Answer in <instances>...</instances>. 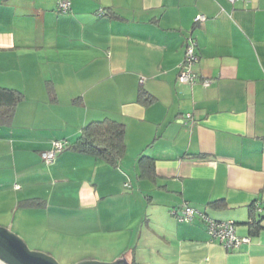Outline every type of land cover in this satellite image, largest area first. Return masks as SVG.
Returning a JSON list of instances; mask_svg holds the SVG:
<instances>
[{
	"label": "crops",
	"instance_id": "obj_1",
	"mask_svg": "<svg viewBox=\"0 0 264 264\" xmlns=\"http://www.w3.org/2000/svg\"><path fill=\"white\" fill-rule=\"evenodd\" d=\"M58 1L0 0V86L23 93L0 123V224L66 264H264V0ZM104 118L126 128L115 164L69 147ZM187 204L250 242L212 241L172 213Z\"/></svg>",
	"mask_w": 264,
	"mask_h": 264
},
{
	"label": "built area",
	"instance_id": "obj_2",
	"mask_svg": "<svg viewBox=\"0 0 264 264\" xmlns=\"http://www.w3.org/2000/svg\"><path fill=\"white\" fill-rule=\"evenodd\" d=\"M232 2L236 0H231ZM71 7L70 0H59L56 9L60 12H66ZM204 14H198L195 20H204ZM198 61V54L196 51V41L192 36L187 40L185 46V54L182 62L180 63V71L178 79L182 82H193L197 78V74L194 71V65ZM143 80V79H142ZM209 79H204L203 83L209 84ZM190 116V114H188ZM68 142L66 140L57 139L52 142V146L49 149L41 152L42 158L47 162H52L57 154L62 151ZM256 209L261 210L262 207L256 203ZM172 213L179 219L185 221L194 220L199 217L207 224L208 233L212 241H217L223 244L226 248H236L241 244L250 242L251 237L249 235H239L236 232L235 222L233 220H217L204 211L196 208L193 205H185L180 208H174ZM252 222V220H251Z\"/></svg>",
	"mask_w": 264,
	"mask_h": 264
},
{
	"label": "trees",
	"instance_id": "obj_3",
	"mask_svg": "<svg viewBox=\"0 0 264 264\" xmlns=\"http://www.w3.org/2000/svg\"><path fill=\"white\" fill-rule=\"evenodd\" d=\"M22 97L21 91L0 86V123L10 122L15 107ZM140 98L146 101L150 100L144 88L140 90ZM125 129L123 122L112 118L94 120L83 127L77 140L69 144V147L96 153L115 164L126 151ZM144 158L149 159V169L154 170L152 158L142 155L141 159Z\"/></svg>",
	"mask_w": 264,
	"mask_h": 264
},
{
	"label": "water",
	"instance_id": "obj_4",
	"mask_svg": "<svg viewBox=\"0 0 264 264\" xmlns=\"http://www.w3.org/2000/svg\"><path fill=\"white\" fill-rule=\"evenodd\" d=\"M0 260L5 264H61L51 253L31 249L19 234L0 224ZM69 264H129L125 256L113 261L84 259Z\"/></svg>",
	"mask_w": 264,
	"mask_h": 264
},
{
	"label": "rangeland",
	"instance_id": "obj_5",
	"mask_svg": "<svg viewBox=\"0 0 264 264\" xmlns=\"http://www.w3.org/2000/svg\"><path fill=\"white\" fill-rule=\"evenodd\" d=\"M12 230V229H11ZM14 231V230H13ZM16 232V231H14ZM17 233V232H16ZM18 234V233H17ZM20 235V234H19ZM21 236V235H20ZM22 237V236H21ZM23 238V237H22ZM25 240V239H24ZM26 241V240H25ZM27 242V241H26ZM28 246L31 248V249H35V250H42V249H38V248H34L33 246H31L28 242H27ZM44 251V250H42ZM46 252V251H45ZM53 255V254H52ZM54 256V255H53ZM56 257V256H54ZM56 259L61 263V264H66V262H62L59 258L56 257ZM0 264H5L2 260H0Z\"/></svg>",
	"mask_w": 264,
	"mask_h": 264
}]
</instances>
